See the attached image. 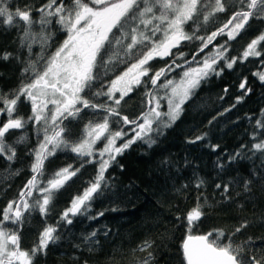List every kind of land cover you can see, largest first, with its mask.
<instances>
[{"label": "snow or ice", "instance_id": "1", "mask_svg": "<svg viewBox=\"0 0 264 264\" xmlns=\"http://www.w3.org/2000/svg\"><path fill=\"white\" fill-rule=\"evenodd\" d=\"M237 2L239 10L234 11L223 26L212 31L205 39L196 35L201 27L199 18L203 15V21L207 22L209 17L216 13L225 12L222 0H214V3L213 0H71L70 5L65 3V0H59V3L57 0H48L36 9L40 13L37 22L32 19V9L17 8L13 12L7 7V0H0V20L7 26H23V35L31 37V42L27 44L28 51L31 52L35 43L41 45L42 52L48 51L47 56L41 55L37 61L30 62L22 69L24 77L21 86L11 98L0 94V103L3 105L0 107V115L7 116L6 122L0 124V156L9 162L16 160V148L7 143L6 136L13 130L24 129L29 122L33 123L38 138L36 147L30 150V154L34 156L30 166L32 176L21 189L19 198L9 201L2 212L0 264H34L38 255L45 253L50 244H56L61 239L58 233L61 222L70 226L74 223L73 217L91 212L93 200L103 195L108 186L105 173L111 164L116 162L118 155H122L137 141H143L149 148L152 147L156 138L163 135L165 130L180 118L184 105L196 94L202 83L214 76H220L225 69L233 70L238 58H229L227 42L218 45L212 54L205 55L201 61H198L197 57L217 36L226 35L227 41H232L251 19L264 20V0ZM53 18L55 24L66 33V38L56 45L54 50L49 51L54 44L53 33L49 28ZM34 23L40 25L39 33L32 32ZM186 26L191 30V34L185 30ZM158 34L162 38L158 39ZM193 39L200 40L202 46L192 55L191 61L184 59L183 52L174 56L173 49H178L182 41ZM261 42H264V33L247 44L241 62L249 57H260L262 53L258 46ZM137 45L143 48L135 62L114 78L106 80L104 77L107 73L101 74L99 69L106 67L113 60V50L119 47L123 50V57L131 59L133 49ZM9 55L5 54L3 59L7 60ZM169 56H174L171 62H166L159 70H153L151 61L157 58L164 60ZM123 57L119 59V63L127 64ZM178 59L183 60V63H178ZM193 62L198 63V66L185 69V65ZM37 64L40 65L39 68ZM177 69L183 70L178 80L165 79L163 83H158L162 77H167ZM254 75L264 83V72H256ZM145 77L148 78L152 89H156H149L145 93L148 97L147 110L135 118L122 115V101L144 83L142 78ZM93 88L96 90L91 93L90 98L86 90ZM239 89L243 94L236 98L237 104L251 92V88L247 87V78L239 84ZM224 91L226 93L228 89L225 88ZM99 97H106V100L100 102L94 99ZM21 98L23 102H29L31 105L32 115L28 120L17 115ZM162 101H166V111L161 110ZM235 106L233 104L231 108ZM231 108L224 109L220 115L231 111ZM85 109L92 110L94 119L100 113L104 115L102 120L95 123L90 120L84 126L81 137L75 138L70 127L71 120L82 119L81 113ZM110 117L117 119L110 121ZM215 119L216 117H213V120ZM65 121H69V124H65ZM112 123L119 125V128L113 130ZM211 123L210 120L209 124ZM126 128L132 135L129 136ZM256 128L257 131L252 134L253 140H256L258 134L264 133V121L257 120ZM203 138L198 136L190 142L195 143ZM102 139L106 142L101 148H96ZM23 140L24 137L21 136L17 143ZM118 140L123 142L117 145ZM212 148L216 151L219 145H213ZM58 151H70L77 158L89 159H81L80 166L75 169L72 165L61 168L41 187L38 176H44L45 162ZM257 153L260 154L257 158L261 159L260 169L250 175L255 178L256 183H261L264 182V139L252 143L251 148L241 144L240 150L230 154L228 161L232 163L237 159L251 160ZM97 158L99 166L95 179L88 183L82 194L72 198L70 206L60 214L57 226H46L39 235L38 244L30 250L22 249L20 233L24 213L38 208L41 217H46L55 194L75 177L85 164L97 162ZM218 167L223 169L224 165L220 163ZM16 174H19V170H16ZM203 183V180L198 179L196 187L200 188ZM252 183V178L243 181L245 192L250 191L249 186ZM216 188L220 189L221 185L216 184ZM34 191L40 194V198L34 199L30 204L29 198L33 197ZM222 194H227L225 198H230L228 184L223 185ZM201 207L202 205L198 204L186 214L188 234L182 243L184 264H264V251L251 248L245 250L244 246L236 244L233 240L236 233L248 226L246 221L236 227L226 241L224 230L192 234L193 227L203 215ZM103 215L104 212H98L89 219H97ZM8 223L16 227L7 228ZM96 235V231H92L83 238L84 242L98 243L93 239ZM104 235H108V232ZM151 247L152 244L145 241L140 251ZM152 255V252H148V258L143 264H149Z\"/></svg>", "mask_w": 264, "mask_h": 264}, {"label": "trees", "instance_id": "2", "mask_svg": "<svg viewBox=\"0 0 264 264\" xmlns=\"http://www.w3.org/2000/svg\"><path fill=\"white\" fill-rule=\"evenodd\" d=\"M47 2L48 0H7V7L13 12L17 8H30L32 19L37 22L40 13L36 9ZM65 3L70 5L71 0H65ZM49 28L54 38L50 51L66 38V33L55 24V18ZM257 28L260 33H264V20H258ZM39 31L40 25L34 23L32 32ZM254 38L255 35H252L251 39ZM30 42L31 37L23 35L22 25L7 26L0 20V94L11 98L21 86L24 77L22 69L30 62L37 61L41 55H48V51H41L39 43L33 44L29 52L27 44ZM128 42L130 41H125ZM190 47L196 46L192 43ZM118 48L113 50V60L99 69L101 74L107 73L104 77L106 80L114 78L135 62L143 46L137 45L133 49L131 59L123 57V50L119 51ZM183 52L184 59L192 57L193 51L186 45ZM5 54H10L7 60L3 59ZM228 55L230 58L233 53ZM121 57L127 60V64L119 63ZM39 67L37 64V68ZM157 69L154 65L153 70ZM233 71L235 70L225 69L223 75L214 76L202 83L196 94L184 105L180 118L156 138L152 147L149 148L143 141H137L122 155H118L116 162L105 173L108 186L103 195L93 200L91 212L73 217L74 223L70 226L61 222L58 227L61 239L56 244H50L45 253L38 255L34 264H143L148 258V252L153 254L149 264H184L182 243L188 234L186 214L198 204L202 205L200 210L203 215L193 227L192 234L224 230L226 241L228 235L246 221L248 226L236 233L233 240L244 246L245 250L251 248L264 251V182L256 183L255 178L250 175L260 169L261 159L257 158L260 154L257 153L251 160L228 161L229 155L240 150L241 144L251 148L252 143L264 139V133L258 134L256 140L252 139V134L257 131L256 121H264V83L258 77H245L251 92L237 104L236 98L243 93L239 89L241 80L232 74ZM175 76L179 75H174L173 78L180 77ZM226 87L231 92L221 99ZM138 88L126 98L129 101L123 107L122 115L133 117L132 110L135 107L138 112L139 108L146 111L148 97L145 93L148 87ZM95 90H86L90 98ZM231 98L234 103L229 101ZM94 99L103 102L106 97ZM21 100L17 115L28 120L32 115L31 105L23 102V98ZM233 104L236 106L231 108ZM162 105L166 111V101H162ZM0 107H3L2 103ZM226 108H231V111L220 115ZM81 114L88 117L79 131L73 132L75 138L81 137L84 126L90 120L97 122L104 115L100 113L94 119L91 109H85ZM213 117L216 119L213 120ZM116 119L111 118L112 121ZM6 120V115H0V124ZM68 122L65 121V124ZM71 123L78 121L71 120ZM118 128L119 125L112 123L113 130ZM125 131H128L129 136L132 135L129 129L126 128ZM42 135L41 133V139ZM21 136L24 137L23 142L17 143ZM198 136L204 138L195 143L190 142ZM6 141L14 145L17 155L14 162L0 156V219L8 202L19 198L21 189L32 176L30 166L34 156L30 154V150L38 142L33 123H27L24 129L13 130L6 136ZM122 142L118 140L117 145ZM213 145H219V148L213 151ZM81 159L70 151L49 157L45 162L44 176H38L40 186L43 187L63 167H79ZM220 163L224 165L223 169L218 167ZM90 165L94 170L85 171ZM98 166V159L97 162L85 164L65 184H69L68 187L55 194L46 217H41L38 208L24 213L20 233L22 249L30 250L38 244L39 235L46 226H57L60 214L70 206L72 198L82 194L88 183L95 179ZM16 170H19V174H16ZM249 178L253 179V183L249 186L250 191L245 192L243 181ZM198 179L204 182L200 188L196 187ZM218 183L221 185L220 189L216 188ZM224 184L229 185L230 198H225L227 194H222ZM39 197V193L34 191L29 203ZM98 212H104V215L89 219ZM6 227L14 229L16 226L8 223ZM92 231H96L97 235L93 239L98 243L87 244L83 238ZM106 231L108 235H104ZM145 241L150 242L152 247L140 251Z\"/></svg>", "mask_w": 264, "mask_h": 264}, {"label": "rangeland", "instance_id": "3", "mask_svg": "<svg viewBox=\"0 0 264 264\" xmlns=\"http://www.w3.org/2000/svg\"><path fill=\"white\" fill-rule=\"evenodd\" d=\"M222 2L225 4V10H228L229 8L230 9H232V8L234 9L236 7L235 4L237 3V1H234V0H222ZM227 19H228V16H225L224 12H222V14L221 13H216L214 16L209 17V20L207 22H204L203 18L200 16L199 21H202V26H201L202 29H200V36H203L201 34V32L206 30V29H207L206 31L209 32L208 35H210L211 32L215 31V29H216V28L213 29V30L211 29L212 31H210L211 26L212 27L219 26L220 24L223 26V24L227 21ZM258 20L259 19H256V18H253V19L250 20V25L246 28V29L249 28V30H248V38H247V36H245V29H243V30H241V35L239 34L236 37V42L232 43L231 50L234 49L233 50L234 51L233 52V56L238 58L236 66L234 65V68H233V70H235V71H233L234 73H232V74L237 76L238 78H240V77H244L245 78V76L250 75L248 70L251 71L252 74H254L256 72H264V61H263V59H264L263 58V56H264V42H261V45L258 46V50L261 51V53H262V55L260 57H249L247 60L241 62L242 53L246 49L247 44L251 42L252 35H255V38H256L259 34H261L260 31L257 28ZM214 22L217 23V25L216 24L210 25V23H214ZM206 24H207V27L205 26ZM208 24L210 25L209 29H208ZM185 30L189 31L190 29L188 28V26H186ZM257 32H259V33H257ZM190 34H191V32H190ZM157 38H162V36H159V34H158ZM192 41L193 40H190L189 43H192ZM118 50L120 51L122 49L118 48ZM262 63H263V65H262ZM192 67H197V66H192ZM250 76L257 77L256 75H250ZM175 77H179V76H175ZM179 78H169V79L178 80ZM138 89H140V88H138ZM161 94H162V92H161ZM221 97H223V95H221ZM126 98H125V101H122V105H121L122 107H125L126 103L129 101ZM109 103H111V102H109ZM49 107L51 108L52 106L49 105ZM161 110L165 111L164 105H163ZM81 116L83 118L82 119H78L77 120L78 123H73V124L70 123V127L72 128V132L77 131V130L79 131V127L84 124L85 120L88 117V116H85L83 114H81ZM93 123H95V122H93ZM66 124H69V122L66 123ZM105 142L106 141H104L102 139L100 142L97 143L96 148H101L103 146V143H105ZM59 152H65V151H58L57 153H59ZM68 157H70V156H68ZM82 159H89V158L84 157ZM87 164H89V163H87ZM84 170L85 171H91V170H94V167L92 165H90L88 168H85ZM68 185L64 186L63 189H66L65 187H68ZM39 196H40V194H39Z\"/></svg>", "mask_w": 264, "mask_h": 264}, {"label": "flooded vegetation", "instance_id": "4", "mask_svg": "<svg viewBox=\"0 0 264 264\" xmlns=\"http://www.w3.org/2000/svg\"><path fill=\"white\" fill-rule=\"evenodd\" d=\"M237 1V0H236ZM235 8L233 9H228V10H225V12H224V15L225 16H228V18H230V16H231V14L234 12V11H236V10H239V5H238V2L235 4ZM222 14V13H221ZM213 24H216L217 25V23H210V25H213ZM200 25L202 26V23H200ZM210 25L208 24V29L210 28ZM250 25V21H249V24L248 25H246L245 26V36H247V38H248V30H249V28L248 29H246L248 26ZM206 27H207V24L205 25ZM222 25L220 24L219 26H214V27H212L211 26V28H210V31H212L213 29H215V31L219 28V27H221ZM200 29H202V27H200ZM200 29H199V31L197 32V35L198 36H200ZM212 29V30H211ZM207 30V29H206ZM206 30H204V31H202L201 32V34L203 35L202 37H204L205 39L207 38V36H208V33L209 32H207ZM240 35H241V32H240ZM227 42V43H226ZM236 42V39H234V40H232V41H227V37H226V35H221V36H217L216 37V39L213 41V43L211 44V45H209V47L207 48V49H205V51L203 52V53H200V55L197 57V60L198 61H201L203 58H204V56L205 55H209V54H212L213 52H214V50H215V48L218 46V45H220V44H225L226 43V46L228 47V49H229V53H233L234 51V49L233 50H231V48H232V43H235ZM194 44V46H196L195 48H192V47H190V45L191 44ZM192 43H189V41H182L181 42V45H180V47L178 48V49H173L172 51H173V54H174V56H178L179 55V53L180 52H183L184 51V47H185V45L187 46V47H189V48H191V51H193V53H192V55L195 53V52H197L198 50H199V48L202 46V44H201V41L200 40H198V39H193V41H192ZM231 46V47H230ZM230 47V48H229ZM184 53V52H183ZM174 56H169V57H166L164 60H161V59H159V58H157V61H151L150 62V64H151V66H152V68L154 67V65H155V67H158V69L157 70H159L161 67H164L165 66V64H166V62H171V60L174 58ZM192 58V57H191ZM191 58L190 59H188L189 61H191ZM238 60V59H237ZM177 62H180L181 64L183 63V60H180V59H178L177 60ZM223 65V62H221V66ZM192 67V66H198V63H196V62H193V63H191L190 65H185V69L187 68V67ZM182 69H177L175 72H173V73H169L168 74V76L167 77H162L161 78V81L160 82H158V83H163L164 82V80L165 79H169V78H173V76L174 75H182ZM152 73H150V75H151ZM154 74V73H153ZM221 75H223V74H221ZM241 80L240 81V83L242 82V80L244 79V77H240V78H238V80ZM142 80L144 81V83H142V85H141V87L142 86H146V87H148V90L149 89H152V86H151V84L148 82V78L147 77H145V78H142ZM247 85H248V82H247ZM150 86V87H149ZM248 87V86H247ZM227 89H228V91L225 93V91H224V95L223 96H225V95H228L231 91H230V89L228 88V87H226ZM153 91H155L156 89H152ZM241 91V90H240ZM242 92V91H241ZM249 94H247L246 96H248ZM147 101H148V98H147ZM147 107H148V103H147V106H146V109L145 110H147ZM137 107H135V108H133L134 109V111L132 110V112H133V117H131V118H135V116H138L142 111L140 110V108H139V112L137 111V110H135ZM122 109H123V107L121 106V112H122ZM103 114V113H102ZM132 114V113H131ZM111 118H114V117H110V121H112L111 120ZM65 123V122H64ZM111 127H112V125H111ZM118 127V126H117ZM131 132V131H130Z\"/></svg>", "mask_w": 264, "mask_h": 264}, {"label": "bare ground", "instance_id": "5", "mask_svg": "<svg viewBox=\"0 0 264 264\" xmlns=\"http://www.w3.org/2000/svg\"><path fill=\"white\" fill-rule=\"evenodd\" d=\"M248 72H249L250 75H254V74L251 73V71L248 70ZM250 75H247V76H245V77H249ZM229 101L234 103L233 98H231Z\"/></svg>", "mask_w": 264, "mask_h": 264}]
</instances>
